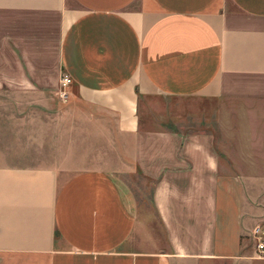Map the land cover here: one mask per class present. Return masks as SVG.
Returning a JSON list of instances; mask_svg holds the SVG:
<instances>
[{
    "label": "crops",
    "instance_id": "1",
    "mask_svg": "<svg viewBox=\"0 0 264 264\" xmlns=\"http://www.w3.org/2000/svg\"><path fill=\"white\" fill-rule=\"evenodd\" d=\"M63 76L115 118L154 213L102 170L0 165V264H264L246 187L264 183V0H0V89ZM153 97L221 104L226 142L146 127Z\"/></svg>",
    "mask_w": 264,
    "mask_h": 264
},
{
    "label": "rangeland",
    "instance_id": "2",
    "mask_svg": "<svg viewBox=\"0 0 264 264\" xmlns=\"http://www.w3.org/2000/svg\"><path fill=\"white\" fill-rule=\"evenodd\" d=\"M60 82L56 89L47 92L33 88L0 89V165L61 166L64 178L90 169L102 170L113 175L124 190L134 194L140 214L144 211L153 214V185L138 176L126 159L124 139L117 133L115 118L107 114L92 117L85 108L72 102L71 93L67 98L62 97ZM222 109L218 103L205 105L164 97L142 100L141 104L143 116L149 118L146 127L209 130L216 135L219 145L225 143L226 138L221 136L219 117L213 116ZM221 155L229 161L231 158L244 162L258 159V154L253 153ZM246 187L253 211L262 223L264 183ZM150 220L154 221L151 215ZM158 229L160 231V227ZM256 245H253L255 251Z\"/></svg>",
    "mask_w": 264,
    "mask_h": 264
},
{
    "label": "built area",
    "instance_id": "3",
    "mask_svg": "<svg viewBox=\"0 0 264 264\" xmlns=\"http://www.w3.org/2000/svg\"><path fill=\"white\" fill-rule=\"evenodd\" d=\"M72 78L70 76H63L60 82L61 85V95L63 98H67L70 94L69 87L72 84ZM255 235L258 241V251L261 256L264 257V230L262 228H257L255 230Z\"/></svg>",
    "mask_w": 264,
    "mask_h": 264
}]
</instances>
